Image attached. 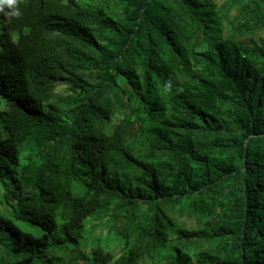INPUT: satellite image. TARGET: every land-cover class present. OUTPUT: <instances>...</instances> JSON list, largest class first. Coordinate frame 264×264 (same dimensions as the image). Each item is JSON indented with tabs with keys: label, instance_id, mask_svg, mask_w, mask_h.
Wrapping results in <instances>:
<instances>
[{
	"label": "trees",
	"instance_id": "trees-1",
	"mask_svg": "<svg viewBox=\"0 0 264 264\" xmlns=\"http://www.w3.org/2000/svg\"><path fill=\"white\" fill-rule=\"evenodd\" d=\"M18 10L0 12V264H264V0Z\"/></svg>",
	"mask_w": 264,
	"mask_h": 264
},
{
	"label": "rangeland",
	"instance_id": "rangeland-1",
	"mask_svg": "<svg viewBox=\"0 0 264 264\" xmlns=\"http://www.w3.org/2000/svg\"><path fill=\"white\" fill-rule=\"evenodd\" d=\"M227 0H218L220 5L225 4ZM235 14V11L232 10L228 17H232ZM227 17V16H226ZM264 32H261L260 35H263ZM71 96H74V92L70 85L65 82L61 81L58 83L55 91H54V96H53V103L56 106V108L60 110H66L69 98ZM172 218L176 221L179 222L185 229L187 230H203L202 228L199 227V224L197 220L189 215L188 213L180 210H172L171 212ZM89 225V238L92 241V243H96L99 239L104 240L105 242L108 243L110 248L114 251L115 256L120 252V242L115 236V234L111 231H108L106 227L99 225L97 223H94L92 221H88ZM87 250V248H85Z\"/></svg>",
	"mask_w": 264,
	"mask_h": 264
},
{
	"label": "clouds",
	"instance_id": "clouds-1",
	"mask_svg": "<svg viewBox=\"0 0 264 264\" xmlns=\"http://www.w3.org/2000/svg\"><path fill=\"white\" fill-rule=\"evenodd\" d=\"M20 3V0H0V12L4 11L5 6L14 9L15 11L10 13V15H16L19 16V10H18V4Z\"/></svg>",
	"mask_w": 264,
	"mask_h": 264
}]
</instances>
